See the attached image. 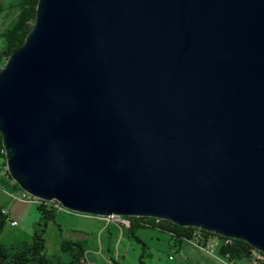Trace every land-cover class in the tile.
<instances>
[{
	"label": "water",
	"instance_id": "95a60500",
	"mask_svg": "<svg viewBox=\"0 0 264 264\" xmlns=\"http://www.w3.org/2000/svg\"><path fill=\"white\" fill-rule=\"evenodd\" d=\"M0 135L34 199L264 255V0H38Z\"/></svg>",
	"mask_w": 264,
	"mask_h": 264
},
{
	"label": "trees",
	"instance_id": "16d2710c",
	"mask_svg": "<svg viewBox=\"0 0 264 264\" xmlns=\"http://www.w3.org/2000/svg\"><path fill=\"white\" fill-rule=\"evenodd\" d=\"M38 0H17L7 9L15 12V17L8 22L7 26L0 33L2 47H0V70L5 65L10 54L17 50L29 34L35 20V12ZM3 1L0 0V12L3 11ZM0 135V150L3 148ZM2 165L0 166L1 182L9 190V194L19 192V186L9 178L6 170L2 169L5 165V154H0ZM5 188V187H3ZM39 203L38 226L33 229L30 241H20L5 247L0 243V264H86L87 239L73 240L62 237L61 225L56 224V213L61 209L56 202L42 201L31 198ZM4 209L0 206V235L4 226L8 223L6 216L2 213ZM75 214L74 212H70ZM121 221L128 222L126 226L127 236L130 240L141 246L144 250L147 247L145 243L136 236L139 230H150L163 233L169 237L171 247L179 249L184 241H191L197 247H205L209 243L215 244L213 252L229 263H235L242 260L255 261V264H261L264 261V255L256 252L252 246L242 240L224 238L220 235L208 233V231L196 229L194 227H180L171 222L150 217H116ZM49 223L57 226L60 234L58 243L59 252L55 255H48L46 250L45 227ZM143 258V257H142ZM141 258V259H142ZM118 264V263H117Z\"/></svg>",
	"mask_w": 264,
	"mask_h": 264
},
{
	"label": "rangeland",
	"instance_id": "374dc122",
	"mask_svg": "<svg viewBox=\"0 0 264 264\" xmlns=\"http://www.w3.org/2000/svg\"><path fill=\"white\" fill-rule=\"evenodd\" d=\"M2 1V8L4 10L0 12V33L7 26L8 22H11V20L15 17V12L7 8L13 5L17 0ZM0 47H2L1 39ZM1 174L2 172H0V175ZM3 187H5L6 190H9V188H7L5 184L1 182L0 178V189H2ZM21 197L22 196L20 195L19 197H15V202L13 205L9 203L10 207L14 210L15 215L13 216L16 217L17 221L19 222V225L11 227V225L8 223L6 226L3 227L0 235V243L3 244L5 247H9L10 244H13L14 241L17 240L15 239V237H18V239H20L18 242L30 241L33 234V229L38 226V222L40 220L38 214L39 203L34 200L23 199ZM90 216L92 215H80L77 213L72 214L69 211L61 209L58 211V213H56L55 222L56 224L61 225L60 228L63 231H61L63 238H80L81 240L90 238L91 243L89 245V249L91 251H97L100 248L101 241L99 239L101 237V240H103L102 237H105L106 235V232L102 231L106 226H109L110 230L114 232L113 235L115 239L113 240V242H111L110 240L107 245L109 247V251L114 253L116 260H120L121 258L125 257L128 262H132V254L135 253V257H137V255L141 253L140 246H138L134 240L128 242L126 236V227L121 230L123 232V238L119 232V228L117 229V232L115 231L114 223H119V221H116L120 220L119 218H114L110 221H107L104 218H95L97 221L96 222L92 219H88L90 218ZM45 231V245L47 254L55 255L59 252L58 243L60 242L61 232L58 231L57 226L53 223H49L47 227H45ZM80 234H83V236ZM154 234L155 233H152L149 230L138 232V236L142 237L148 243L147 247H149V250H146V254H152L150 258L147 255L141 259L142 261L148 264L156 263V260L159 258V256H164L160 253L162 251H159L160 247L164 245V240L162 239V241H158L154 239ZM106 236H108V234ZM122 246L124 247L123 249H121ZM125 248H127L129 254H126ZM117 256H120V258H118ZM240 264H244V262H241Z\"/></svg>",
	"mask_w": 264,
	"mask_h": 264
},
{
	"label": "crops",
	"instance_id": "0c3cea01",
	"mask_svg": "<svg viewBox=\"0 0 264 264\" xmlns=\"http://www.w3.org/2000/svg\"><path fill=\"white\" fill-rule=\"evenodd\" d=\"M1 165H2V160H0V166ZM0 172H2V171H0ZM0 200H1L0 206H3L5 209H8L9 215L12 216L14 219H16V217L13 216V215H15L14 210L10 207V204H9V203H11L13 205L15 202L12 194H9L8 192H6L5 188H2V189H0ZM95 218H103V217H92V216H90V218H88V219H92V220L96 221ZM18 225H19V222H18ZM11 227H15V226H11ZM114 227H115L116 232H117V229L119 228V232L123 238V232L121 230L123 228H125V226H122L121 224H118V223H114ZM139 231H145V230H139ZM139 231H137L136 236H138ZM102 232H106V235L108 234V236L105 235V237H102L103 240H101V237H100V239H99L101 241L100 248L97 251H91L89 249L91 239L87 238L88 243H87V251H86V260H87L86 264H117V263L118 264H148V263L142 261L141 258L142 257L144 258L147 255L150 258L152 256V254L151 253L146 254V250H149V247H147L148 243L142 237L138 236V238L141 239L145 243V246L147 248L143 250L141 248V246L137 244L138 246H140L141 253L138 254L137 257H135L136 255H135V253H133L132 258H131L132 262L131 261L128 262L125 257L121 258L120 260L119 259L116 260L114 253L109 251V247H108L107 243L110 240H111V242H113V240L115 239V237L113 235L114 232L110 230V227L106 226ZM150 232L155 233L154 239H156L158 241H162V239L164 240V245L161 246L159 249V251H162L160 253L163 254L164 256H162V257L159 256V258L156 260V263H153V264H240L241 262H244V264H255L254 260L253 261L242 260V261H238L235 263H229L226 260L219 257L211 249L208 250V248L203 249L202 247H197L191 241H184L182 243V245H180L179 249H174L171 247V243H170L169 237L167 235H164L163 233H158L156 231H150ZM80 235L83 236V234H80ZM126 236H127V234H126ZM15 239H17V240H15L14 242H17L20 240V239H18V237H15ZM73 240H81V239L79 238V239H73ZM127 240H128V242H131V240L128 238V236H127ZM123 248L124 247L122 246L121 249H123ZM125 252H126V254L128 253L127 248H125ZM117 257L120 258V256H117ZM170 257L172 259H170ZM261 264H264V261Z\"/></svg>",
	"mask_w": 264,
	"mask_h": 264
},
{
	"label": "built area",
	"instance_id": "2783aa9c",
	"mask_svg": "<svg viewBox=\"0 0 264 264\" xmlns=\"http://www.w3.org/2000/svg\"><path fill=\"white\" fill-rule=\"evenodd\" d=\"M6 153V151H5V149L4 148H2L1 150H0V154H5ZM2 169H4V170H6V164L2 167ZM7 172V171H6ZM8 174V173H7ZM9 176V175H8ZM9 178H10V176H9ZM14 182V181H13ZM19 195L20 196H22L21 198H23V199H29V200H31V198H34L33 196H30L29 194H27V193H25V192H23V191H20L19 190V192H17V193H15L14 195L12 194V196H13V198L15 199V197H19ZM61 207V206H60ZM61 209H63L62 207H61ZM61 209H59V210H61ZM64 210V209H63ZM2 213L6 216V221H7V223H9L11 226H17L18 225V221L16 220V219H14L12 216H10L9 215V213H8V209H3L2 210ZM105 218V217H104ZM107 221H110V220H112L113 219V216H110V217H106L105 218ZM116 221H119V223H121V225L122 226H128V222H126V221H121V220H116ZM118 223V224H119ZM213 246H215V244H213V243H209V244H207V246H205V247H202L203 249H205V248H208V250H212L213 251ZM170 259H172L171 257H170Z\"/></svg>",
	"mask_w": 264,
	"mask_h": 264
},
{
	"label": "bare ground",
	"instance_id": "6f19581e",
	"mask_svg": "<svg viewBox=\"0 0 264 264\" xmlns=\"http://www.w3.org/2000/svg\"><path fill=\"white\" fill-rule=\"evenodd\" d=\"M116 217H121V216H113V219L116 218ZM122 218V217H121Z\"/></svg>",
	"mask_w": 264,
	"mask_h": 264
},
{
	"label": "clouds",
	"instance_id": "9594fccd",
	"mask_svg": "<svg viewBox=\"0 0 264 264\" xmlns=\"http://www.w3.org/2000/svg\"><path fill=\"white\" fill-rule=\"evenodd\" d=\"M66 211V210H65Z\"/></svg>",
	"mask_w": 264,
	"mask_h": 264
}]
</instances>
